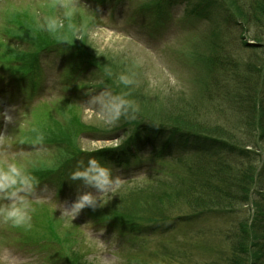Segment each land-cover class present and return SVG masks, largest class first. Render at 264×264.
I'll return each mask as SVG.
<instances>
[{"label":"rangeland","instance_id":"rangeland-1","mask_svg":"<svg viewBox=\"0 0 264 264\" xmlns=\"http://www.w3.org/2000/svg\"><path fill=\"white\" fill-rule=\"evenodd\" d=\"M135 1L147 8L162 0H133L132 6ZM174 1L180 6L172 9L164 33L169 46L164 48L151 42L154 39H148L147 33L129 24L128 19L112 23L107 16L101 17L104 24L100 25L96 17L89 18L91 0H80L83 6L76 22L85 23L87 32L81 40L74 39L69 45L92 67L80 77L71 96L73 92L66 93L58 84L63 70L72 69L75 63L51 54L39 71L47 76L44 92L30 100L26 87L14 81L10 66L15 61L18 66L21 62L28 63L43 46L61 42L37 27L38 18L58 11L53 7L57 0H0V64H3L0 65V114L11 117V121H5L0 115L3 128L0 163L22 161L37 177L54 170L62 172L68 166L67 161L79 153L86 160L89 156L114 155L137 125L129 144L155 141L160 134L153 128L155 123L161 120L160 114L166 108H180L183 100L180 93L191 104L199 101L205 104L202 78L206 73L198 59L206 55L205 42L216 37L226 42L237 39L254 46L258 43L248 37L241 19L230 23L221 8L216 7L203 17L191 13L200 0H188L190 4ZM222 1L227 4L226 0ZM131 2L116 8L125 9ZM228 7V14L234 15ZM166 20L158 23V27L164 28ZM259 45L262 49L256 62L261 64L264 43ZM137 59L142 62L138 67L133 63ZM108 70L113 74L111 78L104 75ZM128 71L135 72L136 79L135 86L129 89L130 98L144 109L138 111L135 119L105 124L85 104L100 90L119 92L112 78L115 80L120 73ZM56 86L59 88L52 91ZM83 96L88 97L85 103L81 100ZM173 129L176 135L170 130L166 133L171 135L170 141L206 145L205 139L192 137L196 136L194 133ZM37 132L44 135L43 143L31 142ZM60 166L62 169H58ZM148 184L126 185L102 207H85L71 221L61 216V207H70L78 193L84 191L82 186L74 181L62 183L60 192L57 183L43 182L34 194L36 210L31 228H12L0 222V264H72L77 255L85 257L88 264H212L219 261L220 249L225 250L223 233L234 235L240 217L249 218L251 206L229 217L214 214L186 222H174L172 217L158 218L154 209L157 204L151 201V191L146 190ZM153 190L158 199L160 192L157 188ZM131 226L136 228L132 236L126 233Z\"/></svg>","mask_w":264,"mask_h":264},{"label":"trees","instance_id":"trees-1","mask_svg":"<svg viewBox=\"0 0 264 264\" xmlns=\"http://www.w3.org/2000/svg\"><path fill=\"white\" fill-rule=\"evenodd\" d=\"M118 1L121 0H91L98 5ZM226 2L200 0L191 13L204 17L214 8H221L230 23L241 19L248 37L258 44L264 43V0ZM182 3L190 4L188 0ZM177 4L174 0H162L160 4L146 8L135 3L133 10L144 23L152 20L158 23L172 13ZM227 5L234 15L228 14ZM58 45L75 63L61 82V88L66 93L73 92V96L75 84L92 66L74 53L66 42H58ZM205 46V57H198L206 73L201 83L205 104L201 101L191 104L185 100L186 95L180 93L183 97L180 108H166L160 114L163 118L155 123L153 128L161 134L155 141L129 144L137 125L114 155L104 154L97 159L110 164L125 185L152 184H148L146 190L151 191V201L157 204L154 209H157L158 218L177 217V222H186L214 214L229 217L251 206V215L246 220L240 217L234 235L223 233L225 250L220 249L219 261L213 260L216 262L212 264H264V50L262 63L258 64L256 56L262 47L240 43L237 39L226 42L216 37L205 42ZM46 47L40 48L28 63L21 62L18 66L15 61L10 71L40 84L42 75L38 74L36 79L32 76L38 71L33 64L38 52ZM112 80L118 86L117 80ZM118 88L121 90V86ZM81 100L85 103L88 97L83 96ZM138 109L144 108L139 106ZM173 128L194 133L196 136L192 137L205 139L206 145L170 141L171 135L166 136V133L170 130L176 135ZM81 156L85 157L82 153L72 156L62 172L54 170L39 176L40 182L52 177L60 180L57 176L68 174ZM155 188L160 192L158 199L152 194V191L156 192ZM135 231L133 226L128 230L132 234ZM72 264H88V261L77 255Z\"/></svg>","mask_w":264,"mask_h":264},{"label":"clouds","instance_id":"clouds-1","mask_svg":"<svg viewBox=\"0 0 264 264\" xmlns=\"http://www.w3.org/2000/svg\"><path fill=\"white\" fill-rule=\"evenodd\" d=\"M82 6L80 0H57L53 7L58 11L38 18L37 27L61 42L69 44L74 39L81 40L87 32L85 23L76 22ZM95 15L92 12L89 18L94 19ZM133 63L138 67L142 62L137 59ZM104 75L111 78L113 74L108 70ZM116 80L121 86L119 92L100 90L85 104L98 113V118L105 124L115 125L122 119H135L139 111L129 91L136 84L135 72L120 73ZM0 115L5 121H11L10 116ZM44 139V135L37 132L31 142L40 144ZM109 165L92 156L76 161L66 179L78 182L84 191L78 193L70 207H61V216L72 221L85 207H102L118 194L124 181ZM39 185V178L26 163L15 160L0 163V222L12 228H31L32 214L36 210L34 194Z\"/></svg>","mask_w":264,"mask_h":264}]
</instances>
